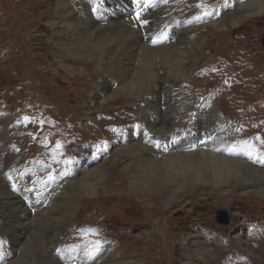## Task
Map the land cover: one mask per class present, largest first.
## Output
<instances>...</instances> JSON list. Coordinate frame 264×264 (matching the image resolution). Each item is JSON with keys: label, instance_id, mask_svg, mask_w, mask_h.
<instances>
[{"label": "bare ground", "instance_id": "obj_1", "mask_svg": "<svg viewBox=\"0 0 264 264\" xmlns=\"http://www.w3.org/2000/svg\"><path fill=\"white\" fill-rule=\"evenodd\" d=\"M138 1L142 4L138 11L139 19L133 15L131 0H80L76 5H71L66 0H46V3L36 6L37 9L51 8L43 19L47 34L52 36L50 44L54 64L69 75L75 72L79 75L88 73L92 78L90 69H78L77 65H69L71 60H80L87 62L86 64H94L99 73L98 78L93 77L89 82H93V87L96 81L99 82L100 89L94 93L96 96L92 100L104 105L99 108V115L89 124V128H99V120L108 115H117L119 111L120 116H124L131 109L134 111L127 118L138 124L130 127L127 132L124 131L127 137L120 148L118 143H114L109 154H96V158H99L97 161L88 160L84 167H76L68 178L57 183L39 182L36 175L16 174L18 158L8 152L9 146L5 140L7 133L0 136V230L8 238V253L0 257V264H22L20 259L24 256L20 257L19 252L30 238V222L35 214L53 203L57 199L56 193L60 194L62 192L59 191L78 184L82 175L97 179L95 183H89L87 179L79 181V187L90 198L96 195L105 175L112 170L107 187L121 195L128 188L130 190L126 197L121 196L119 199L120 204L116 210L120 213H110L115 227L135 229L130 223L132 218L129 200L140 204L145 209L142 208L143 211L151 209L155 218L148 224L149 230L160 234L165 241L173 240L172 243H178L184 264H191L194 258L211 264L212 256L187 238L177 241L174 236L175 240L172 239L171 228L170 232H166V228L162 227L166 220L162 218L164 213L174 209L181 210L188 196L229 202L237 193L243 195V198H239L240 201L244 197L251 199L252 195L264 194V186L258 180L242 179L244 172H252L264 178V164L254 162L263 158L255 153L249 158L245 146L234 147L226 142L221 132L220 119L218 120L214 111L207 108L199 110L187 130H184V120L189 118L185 113V104L191 103L193 99L181 98L176 94L186 91L181 86L184 82L190 86L196 71L203 72L202 77L213 65L207 52L212 44L210 40L213 32L220 33L228 25L235 28L246 19L259 18L264 14V0H245L244 3L242 0H233L224 7H219L220 1L208 0L203 11L209 10L212 15L201 17L202 19L191 15L196 10L192 5H187L185 0ZM23 2L28 5L30 3L18 0L15 12H18ZM153 40L157 42L153 43ZM103 42L108 43L107 51L98 54L95 49ZM161 56L170 64L172 74L159 64V60L157 62V57ZM230 75L231 72L225 79ZM83 84L82 89L87 91L89 86ZM114 84L116 90L111 92L109 86ZM82 93L63 92V101L70 108L78 110V106L71 104L78 103L84 94ZM57 94L61 95L59 91ZM85 112L90 118V104L86 106ZM21 114L13 119L12 124L19 122ZM58 118L56 122L60 121ZM109 136L115 135L110 133ZM59 144L60 147L63 146L62 143ZM122 165L124 173L120 174L118 168ZM140 165L147 170L140 171ZM114 181L119 183L114 185ZM104 202L105 199L101 198V204ZM152 205L155 208H149ZM67 215V218H59V212L49 213L52 240L44 243V261L37 264H93L87 257L80 255V250L65 248L57 243L65 238L64 226L72 218L71 213ZM172 226L173 222H170V227ZM155 233L150 235L149 240L145 239L146 235L145 238H137L134 245L147 248L158 246L160 239ZM243 250L246 248L243 247ZM124 256L123 253L122 257ZM33 262L32 264L35 263Z\"/></svg>", "mask_w": 264, "mask_h": 264}, {"label": "rangeland", "instance_id": "obj_2", "mask_svg": "<svg viewBox=\"0 0 264 264\" xmlns=\"http://www.w3.org/2000/svg\"><path fill=\"white\" fill-rule=\"evenodd\" d=\"M27 1L30 2L29 5L23 2L22 8L20 6L18 12H15L14 7L18 0L12 2L0 0V136L7 133L5 140L9 146L8 152L18 158L16 174L36 175L39 182L57 183L68 178L76 167H84V163L88 160L97 161L99 158H96V154H109L114 143H118L120 148L127 137L124 131L127 132L130 127L138 123L127 118L131 116L130 112L134 111L131 109L124 116H120L121 111H119L117 115H108L99 120L98 123L101 124L99 128H89L93 119L98 117L99 108L104 105L92 100L96 96L94 93L100 89H98L99 82L96 81L94 87L93 82H89L93 77L98 78L99 73L94 64H86L87 62L80 60L78 62L71 60L69 65L74 67L77 65L78 69H90L92 78L88 73L79 75L75 72L69 75L54 64L53 49L50 44L52 36L47 34L43 19L51 8H36L37 5L46 3V0ZM66 1L76 5L80 0ZM199 1L185 0L187 5H192L196 10L191 14L196 19L205 17L204 12H210L203 11L208 0H201L200 4ZM217 1H220L219 7L233 2V0ZM244 2L245 0H242V3ZM198 4L200 7H197ZM210 10L214 9L210 8ZM21 12L22 16H20ZM263 40L264 14L259 18L257 16L246 19L235 28L228 25L220 33L213 32L210 40L212 44L207 50L213 65L202 77L203 72L196 71L190 86L185 82L180 85L186 89L184 93L176 92L181 98L193 99L191 103L185 104V113L189 118L184 120L182 125L184 130H187L199 110L207 108L214 111L218 120L220 119L221 132L226 142L234 147L245 146V143L251 144L258 149L253 153L263 158L262 160H264V144L261 143L264 141ZM107 47L108 43L103 42L95 52L104 54ZM156 60L160 61L159 64L161 63L169 74H172L170 64L162 56L157 57ZM230 72V77L225 79ZM83 83L89 86L87 91L82 89ZM109 89L111 92L116 90V85L109 86ZM58 91L61 95L57 94ZM63 92H83L80 101L71 104L80 109L74 110L65 104ZM89 104L92 109L90 118L85 112ZM20 114L19 122L12 124L13 119ZM57 118L59 122H56ZM110 133L116 137L109 136ZM257 137L260 139L257 140ZM55 142L62 143L63 146L57 148ZM123 166L118 168L120 174L124 173ZM138 167L140 171L147 170L142 165ZM111 175L112 170H109L100 187L97 188L96 195L90 198L78 185L83 179H87L89 183L97 182L96 178H88L87 175H82L78 184L75 183L71 188L59 191L64 195L56 193L55 203L53 201L47 208L40 209L41 211L39 210L30 222L32 225L30 238L19 252L20 257L26 256L25 259L24 257L20 259L22 264H32L33 261L37 264L44 261L45 254L42 249L44 243L51 239L48 221L50 212H59V218H67V214H72L71 221L64 226L65 238L57 243L65 248L80 250V255L87 257L93 264H184L178 243H172L173 240L165 241L160 234L149 230L148 224L155 216L151 214V209L143 211L145 209L140 204L129 200L132 218L130 223L135 229L115 227L110 213H120L116 210L120 204L119 199L121 196L126 197L130 190L128 188L126 193L121 195L108 188ZM242 179L255 182L258 180L264 186V178L252 172H244ZM118 183V181L113 182L114 185ZM258 195H252L251 199L244 197L240 201L239 198H243V195L237 193L229 202L201 197L194 199L188 196L181 210H169L162 215V218H166L162 227L166 228V232H170L171 228L172 239L174 236L177 241L187 238L208 251L212 256L211 264H264V194ZM101 198L105 199L103 204ZM221 214L226 215L225 221L218 219ZM170 222H173L172 227ZM89 229L95 230L96 234L89 232ZM154 233L160 239L158 246L147 248L134 245L137 238H145L146 235L145 239L149 240L150 235ZM97 240L100 241V245L90 258L88 253L92 252L94 242ZM0 241H4L3 251L5 254L8 253L6 248L8 238L1 230ZM243 247L246 250H243ZM31 253L32 255H29ZM123 253L124 257H122ZM191 264L207 263L194 258Z\"/></svg>", "mask_w": 264, "mask_h": 264}, {"label": "snow or ice", "instance_id": "obj_3", "mask_svg": "<svg viewBox=\"0 0 264 264\" xmlns=\"http://www.w3.org/2000/svg\"><path fill=\"white\" fill-rule=\"evenodd\" d=\"M149 2H150V0H149ZM197 7H200V5L198 4ZM203 15L208 16V15H212V13L211 12H204ZM139 18H140V16H139V13H138L137 14V19H139ZM145 23H147V21H145ZM156 42L157 41L153 40V43H156ZM113 131H115V130H113ZM256 139L259 140L260 138L257 137ZM261 143L264 144V141H261ZM56 146H57V148H59L61 145L58 142ZM245 151H246V154L249 156V158H251L252 153L258 151V149H256L251 144L245 143ZM254 162L264 163V160H259V161H254ZM88 231L91 232L92 234H96L95 230H93V229H89ZM99 245H100V241L99 240L94 242V247L92 249V252L88 253L90 258L92 257L93 253L98 249ZM3 248H4V241H0V257H3V255L5 254L4 251H3Z\"/></svg>", "mask_w": 264, "mask_h": 264}, {"label": "water", "instance_id": "obj_4", "mask_svg": "<svg viewBox=\"0 0 264 264\" xmlns=\"http://www.w3.org/2000/svg\"><path fill=\"white\" fill-rule=\"evenodd\" d=\"M262 45H263V47H264V40H263V42H262ZM225 217H226V215L224 216V214H221V215L218 217V219H219L220 221H225V220H224Z\"/></svg>", "mask_w": 264, "mask_h": 264}]
</instances>
